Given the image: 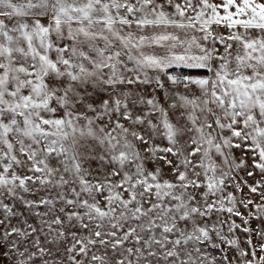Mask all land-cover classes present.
Listing matches in <instances>:
<instances>
[{"label":"snow or ice","instance_id":"6c2138e0","mask_svg":"<svg viewBox=\"0 0 264 264\" xmlns=\"http://www.w3.org/2000/svg\"><path fill=\"white\" fill-rule=\"evenodd\" d=\"M0 264H264V0H0Z\"/></svg>","mask_w":264,"mask_h":264},{"label":"rangeland","instance_id":"374dc122","mask_svg":"<svg viewBox=\"0 0 264 264\" xmlns=\"http://www.w3.org/2000/svg\"><path fill=\"white\" fill-rule=\"evenodd\" d=\"M237 155L239 156L240 155V153L239 152H237ZM251 182V181H250ZM245 191H247V189H245ZM253 226H255V223L253 224Z\"/></svg>","mask_w":264,"mask_h":264}]
</instances>
